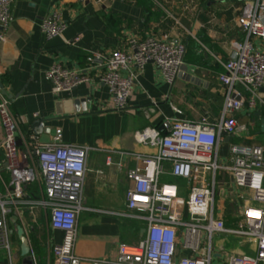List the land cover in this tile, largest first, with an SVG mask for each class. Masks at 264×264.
I'll return each instance as SVG.
<instances>
[{"label":"crops","instance_id":"0c3cea01","mask_svg":"<svg viewBox=\"0 0 264 264\" xmlns=\"http://www.w3.org/2000/svg\"><path fill=\"white\" fill-rule=\"evenodd\" d=\"M246 1L28 0L12 6L13 20L0 45V82L23 135L20 146L35 156L37 145L31 136L40 143H50L61 129L62 143L92 147L83 181L85 209L78 220L77 255L114 259L119 244L130 234L137 232L140 239L143 236V222L126 215V193L131 186L127 172L136 165L138 156L153 152L138 138V132L151 126L160 130L165 118L219 120L225 93L218 78L224 72L221 62L243 39L238 16ZM55 10L66 27L49 38L40 22ZM162 34L186 45L182 72L171 84L153 62L147 63L134 84L128 107L114 108L109 89L100 80L102 70L87 69V57L93 52L108 55L126 48L131 38ZM255 43L264 51V42ZM55 62L82 70L90 79L70 91L54 93L47 71ZM258 95L255 108L245 106L234 113L239 127L220 144L221 157L228 156L232 142L264 146V84ZM74 99H85L86 109L57 114L58 103ZM40 119H45L43 129L35 134L31 125ZM2 139L0 125V143ZM253 203L250 189L238 187L226 171L217 173L214 207L227 227H236L244 208ZM33 212L24 208L19 217L31 246V259L34 257L33 264L39 260L31 240L35 231L41 237V258L51 264L52 246L61 240L62 232L51 228L44 209ZM234 236H217L215 248L222 257L233 252L254 253L255 242L250 239V246L230 248ZM16 238L20 242L18 235Z\"/></svg>","mask_w":264,"mask_h":264},{"label":"built area","instance_id":"2783aa9c","mask_svg":"<svg viewBox=\"0 0 264 264\" xmlns=\"http://www.w3.org/2000/svg\"><path fill=\"white\" fill-rule=\"evenodd\" d=\"M18 1L28 0H0V45L13 20L11 8ZM238 24L243 39L221 62L224 72L218 77L225 87L219 120L165 118L160 130L151 126L138 132L153 152L138 156L127 172L131 186L126 193V215L143 222L145 231L136 244L120 243L114 259L83 258L75 251L78 220L85 209L87 155L92 147L62 143L61 129H57L50 143L31 136L37 145L33 156L20 146L23 135L0 86V250L7 253L10 264L24 208L31 214L35 208L44 209L51 228L62 232L61 240L52 246L51 264H264V146L232 142L228 156H220V144L239 127L234 113L245 106L255 108L264 84V51L255 43L264 42V0H247ZM40 27L52 38L63 32L66 23L55 10L42 19ZM186 51L184 42L166 34L131 38L126 48L108 55L89 54L87 69L102 70L100 80L109 89L113 107L124 110L147 63L153 62L173 84L184 68ZM47 77L54 93L70 91L90 79L82 70L59 62L50 67ZM219 171L228 172L238 187L252 192L254 203L244 208L236 227H227L215 212ZM29 185L37 188L38 198L27 192ZM220 235L253 240L255 251L222 257L214 247V238Z\"/></svg>","mask_w":264,"mask_h":264},{"label":"water","instance_id":"95a60500","mask_svg":"<svg viewBox=\"0 0 264 264\" xmlns=\"http://www.w3.org/2000/svg\"><path fill=\"white\" fill-rule=\"evenodd\" d=\"M0 86L2 88V84L0 82ZM3 94L5 95L6 92L3 90ZM264 96V95H263ZM57 114H61L63 112L70 113L73 111L80 112L81 109H86V100L85 99H74V100H65L63 102H60V104H57ZM62 107V108H61ZM45 119H40L38 121H35L32 123L31 128L35 134H40L43 129ZM262 126L261 130L264 132V119L261 120ZM230 137H228L229 139ZM145 231V228L142 229V235ZM17 235L20 239L21 245V257L23 258L24 263L33 264V260L31 259L30 253H31V246L30 243L26 237V232L23 226L18 225L17 226Z\"/></svg>","mask_w":264,"mask_h":264},{"label":"rangeland","instance_id":"374dc122","mask_svg":"<svg viewBox=\"0 0 264 264\" xmlns=\"http://www.w3.org/2000/svg\"><path fill=\"white\" fill-rule=\"evenodd\" d=\"M210 16V14H208ZM184 207V201L180 200V209L183 210ZM233 238V243L232 245H230L232 249H239L242 245H248L250 246V242L248 240V238L244 237V236H238L235 235ZM140 240L138 233L134 232L133 234H130L129 237L123 241L125 243L128 244H136L138 243V241ZM13 261L12 264H22L20 257H19V249H20V245L21 243L19 241H17L16 239H13ZM217 241V237L214 238V247H215V243ZM250 252V251H249ZM250 254H252V252H250ZM34 261V257L32 258ZM0 264H10L7 253L4 250H0Z\"/></svg>","mask_w":264,"mask_h":264},{"label":"trees","instance_id":"16d2710c","mask_svg":"<svg viewBox=\"0 0 264 264\" xmlns=\"http://www.w3.org/2000/svg\"><path fill=\"white\" fill-rule=\"evenodd\" d=\"M27 192L34 199L39 197L38 196V190L33 185H29L27 187ZM227 223H229V221H227ZM31 240H32L33 245H34L33 249H34L35 255L37 257H39V260L37 261V264H45L44 259L41 258L42 255H43L42 247L40 245L41 237L38 236V233L33 231V232H31Z\"/></svg>","mask_w":264,"mask_h":264},{"label":"flooded vegetation","instance_id":"af4514ba","mask_svg":"<svg viewBox=\"0 0 264 264\" xmlns=\"http://www.w3.org/2000/svg\"><path fill=\"white\" fill-rule=\"evenodd\" d=\"M20 259H21V261L23 262V258L21 257Z\"/></svg>","mask_w":264,"mask_h":264}]
</instances>
